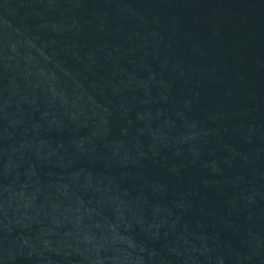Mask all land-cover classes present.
Segmentation results:
<instances>
[{"label": "water", "instance_id": "obj_1", "mask_svg": "<svg viewBox=\"0 0 264 264\" xmlns=\"http://www.w3.org/2000/svg\"><path fill=\"white\" fill-rule=\"evenodd\" d=\"M0 264H264V0H0Z\"/></svg>", "mask_w": 264, "mask_h": 264}]
</instances>
